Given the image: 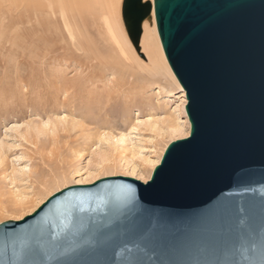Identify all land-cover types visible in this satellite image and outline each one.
I'll return each instance as SVG.
<instances>
[{
  "label": "water",
  "instance_id": "obj_1",
  "mask_svg": "<svg viewBox=\"0 0 264 264\" xmlns=\"http://www.w3.org/2000/svg\"><path fill=\"white\" fill-rule=\"evenodd\" d=\"M153 11L190 135L1 222L0 264H264V0H123L139 52Z\"/></svg>",
  "mask_w": 264,
  "mask_h": 264
},
{
  "label": "rangeland",
  "instance_id": "obj_2",
  "mask_svg": "<svg viewBox=\"0 0 264 264\" xmlns=\"http://www.w3.org/2000/svg\"><path fill=\"white\" fill-rule=\"evenodd\" d=\"M47 1L0 0V223L30 212L31 206L12 204V190H25L38 200L49 191L82 180L94 182L112 175L147 177L152 166L140 164L133 150L157 160L164 146L185 137L190 129L186 93L164 67L156 78L141 70L135 76L126 73L87 6L81 16L74 0H67L83 47L76 50L60 17L46 20L48 10L41 4ZM117 16L125 37L137 51L124 27L120 7ZM139 54L148 62L144 53ZM61 115L69 120L59 125L55 135L47 130L39 138L29 135L24 139L11 127L29 121H57ZM154 120L163 129L166 121L181 129L159 137L150 126ZM137 124L138 129L132 130ZM108 133L127 135L116 151L100 141ZM100 150L111 153L116 169L96 170ZM27 164L32 168L30 176L15 174ZM132 164L138 165L135 171ZM89 171L97 172L92 176ZM63 174L66 180L60 178Z\"/></svg>",
  "mask_w": 264,
  "mask_h": 264
},
{
  "label": "bare ground",
  "instance_id": "obj_3",
  "mask_svg": "<svg viewBox=\"0 0 264 264\" xmlns=\"http://www.w3.org/2000/svg\"><path fill=\"white\" fill-rule=\"evenodd\" d=\"M66 1L67 0H49L46 3L42 2L41 8L43 10H48V12L45 15L46 20H51L54 16L60 17L61 22L63 23V26L66 30V33L69 36L68 38H70V40L72 42L73 47L76 50L81 51L83 49V47H82L81 42L78 39V32H77L78 30L76 29V27L74 25V20H73V18H75V17H73V15L75 13L74 14L72 13L73 15L71 14V11L68 8ZM122 1L123 0H121V2ZM74 2L73 3L76 4L75 8L76 7L79 8V12H80L81 16H83V11L87 12V10L85 8L86 6L90 10L89 12L93 14V16L97 20L98 24L100 25V29H101L104 37L109 42V44H111V46H113L114 49L113 48L112 49L115 50V54L119 58L118 60L123 65L122 68L126 71V73H128L129 75L135 76V75L139 74L140 70H141V71H145L149 76L156 78L159 75L161 76V69L164 67L166 69V73L169 74V76L173 79L174 83L180 89L184 90L183 87L181 86V84L179 83L178 79L176 78L175 74L173 73V71H172V69H171V67L167 61V58L165 56L163 46H162V43H161V40L159 37V33L157 30L154 11L152 12V15H153L152 24H150L148 21H145L143 23V34H142L141 40H140V46L142 48L141 52L145 54L146 58L148 59V62H147L145 59H143L140 56L139 52L134 50L133 47L130 45L129 41L125 37V32L121 28L119 20L118 19H117L118 21L116 20V18L118 17L117 16V8L118 7L122 8V3L119 4V0H86V3H83L85 1H82V0H74ZM75 10H77V9H75ZM72 12H74V11H72ZM77 15H79V14L77 13ZM64 116H66V115H64ZM64 116L61 115L60 117H58L59 119L57 121L56 120L54 121L52 119H48V120L42 121V123H39V124H37L33 121L32 122L29 121V122L22 123V124H15L11 127L24 139H27V137L29 135H33L34 137L39 138V135L41 133L47 131V130H49V132L51 131L52 134L55 135L58 128H59V125H65V123H68L69 119L67 120V118ZM162 123H164V122H162ZM166 124H167V128L163 129V128H161L160 123H158L157 121L154 120L153 122L150 123V126L153 128V130L157 131L156 135L159 137H163L164 134L166 132H168L169 130L172 132L173 131L175 132V131H179L181 129L176 123H174L172 121H166ZM138 127L139 126L137 124V125L132 127V130H136V129H138ZM189 131H190V129H189ZM189 131L186 133L185 137H188L190 135ZM126 136L127 135L125 133L122 135H112V134L109 135V133H108V135L103 134L100 137V141L104 142V143L105 142L108 143V146H110L111 148H114L116 151L119 148V146H118L119 143L124 142ZM167 146H168V144L166 146H164V149H163L162 153L160 154L159 159H157V160L151 159L148 156H141L139 151L133 150L134 151L133 157H135V158L139 157L141 159L140 164H142L144 166L150 165L152 167L150 169L149 176H147V177H136L134 175H129V176L135 177V178H137L143 182H147L150 179L151 174H152L154 168L156 167V165H158L160 163L161 157H162ZM0 147H1V145H0ZM1 153H3V152H0V156H1ZM98 156H99V158L96 160V164H97L95 167L96 170H102V169H108V168L116 169L117 168L118 165H117L116 159L108 151H106V150L101 151L100 150V152H98ZM1 157H0V159L3 158V157L2 158ZM133 157H132V159H134ZM127 164L129 165L130 163L127 162ZM137 166L138 165H136V164L135 165L132 164V169L135 171L137 169ZM15 169H16V167H15ZM31 170H32L31 166L27 164V165L21 166L20 169L16 170L15 174L20 173L21 175L30 176ZM96 172L97 171H89L90 175H92V176L96 175ZM14 176H16V175H14ZM60 178H63V180H66L67 175L63 174ZM86 183H92V182L82 180V181H79V182L74 183V184H86ZM70 185H72V184H70ZM64 187H66V186H64ZM60 189H62V188H59L58 190H60ZM54 192H56V191H54ZM54 192L49 191L45 195V197L37 200L33 195H29L25 190L16 189V190L11 191V202L15 207L31 206L30 212L28 213V214H30L35 209H37ZM2 205H3V202L0 201V206L3 208ZM22 217H24V216H21L18 219H21Z\"/></svg>",
  "mask_w": 264,
  "mask_h": 264
}]
</instances>
